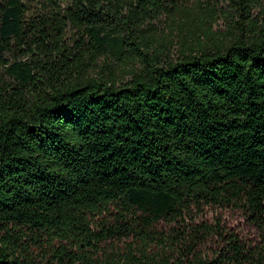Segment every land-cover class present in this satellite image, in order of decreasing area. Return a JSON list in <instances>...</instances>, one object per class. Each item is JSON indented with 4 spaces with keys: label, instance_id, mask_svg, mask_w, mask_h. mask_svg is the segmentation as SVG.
<instances>
[{
    "label": "trees",
    "instance_id": "16d2710c",
    "mask_svg": "<svg viewBox=\"0 0 264 264\" xmlns=\"http://www.w3.org/2000/svg\"><path fill=\"white\" fill-rule=\"evenodd\" d=\"M0 264H264V0H0Z\"/></svg>",
    "mask_w": 264,
    "mask_h": 264
},
{
    "label": "rangeland",
    "instance_id": "374dc122",
    "mask_svg": "<svg viewBox=\"0 0 264 264\" xmlns=\"http://www.w3.org/2000/svg\"><path fill=\"white\" fill-rule=\"evenodd\" d=\"M28 7H33L35 5V0H24ZM37 1V0H36ZM8 60H13L12 58L6 57ZM220 215V216H219ZM207 218L214 219L219 218L224 223L227 228L230 230L252 239L255 235L252 226L244 219L242 213L235 209H226L221 212H212L207 213Z\"/></svg>",
    "mask_w": 264,
    "mask_h": 264
}]
</instances>
